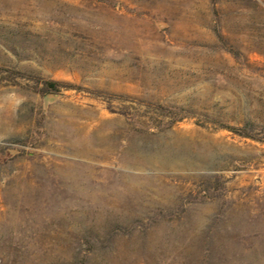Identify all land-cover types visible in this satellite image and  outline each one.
<instances>
[{
  "label": "rangeland",
  "instance_id": "obj_1",
  "mask_svg": "<svg viewBox=\"0 0 264 264\" xmlns=\"http://www.w3.org/2000/svg\"><path fill=\"white\" fill-rule=\"evenodd\" d=\"M0 68L68 86L0 75V264H264V0H0Z\"/></svg>",
  "mask_w": 264,
  "mask_h": 264
},
{
  "label": "trees",
  "instance_id": "obj_2",
  "mask_svg": "<svg viewBox=\"0 0 264 264\" xmlns=\"http://www.w3.org/2000/svg\"><path fill=\"white\" fill-rule=\"evenodd\" d=\"M221 37V36H220ZM227 51H229L231 54L234 55L235 58L240 59L241 57V53L237 50H233L231 48H226ZM5 74L8 77H18L20 79L29 81L34 83L36 86L39 87V91L43 96H47L49 94H53V93H58L60 92V88L62 87H68V86H64V84L58 82V81H54V80H44L42 78L33 76L31 74L28 73H24V72H17L15 70L12 69H3L0 68V75ZM88 92H90L94 97H99L98 94H95L96 92H92L90 90H88ZM122 115H126L125 112H121ZM184 118H178V120H172L169 124V126L174 125L177 121H182ZM227 129H229L231 132H234L242 137H246V138H252V136L246 132L248 130V126H246L243 131L245 132H237V130L233 127H228Z\"/></svg>",
  "mask_w": 264,
  "mask_h": 264
},
{
  "label": "water",
  "instance_id": "obj_3",
  "mask_svg": "<svg viewBox=\"0 0 264 264\" xmlns=\"http://www.w3.org/2000/svg\"><path fill=\"white\" fill-rule=\"evenodd\" d=\"M53 96H57V95L54 94Z\"/></svg>",
  "mask_w": 264,
  "mask_h": 264
}]
</instances>
